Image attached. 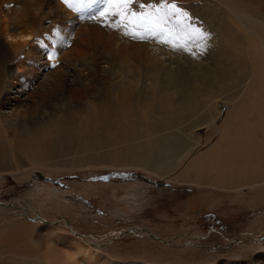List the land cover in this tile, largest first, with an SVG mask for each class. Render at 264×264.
I'll return each mask as SVG.
<instances>
[{
	"label": "bare ground",
	"instance_id": "bare-ground-1",
	"mask_svg": "<svg viewBox=\"0 0 264 264\" xmlns=\"http://www.w3.org/2000/svg\"><path fill=\"white\" fill-rule=\"evenodd\" d=\"M176 2L212 34L203 54L89 20L103 0L83 13L61 0H0V175L141 169L219 190L248 188L264 201V0ZM222 101L229 119L210 143ZM195 121L208 127L206 144ZM72 232L20 221L0 230V253L33 264H144Z\"/></svg>",
	"mask_w": 264,
	"mask_h": 264
},
{
	"label": "rangeland",
	"instance_id": "rangeland-1",
	"mask_svg": "<svg viewBox=\"0 0 264 264\" xmlns=\"http://www.w3.org/2000/svg\"><path fill=\"white\" fill-rule=\"evenodd\" d=\"M22 58L11 65L16 68ZM223 103L216 106L210 143L220 138L229 119L231 106ZM197 123L190 126L206 144L208 127L196 129ZM81 184L91 187L80 190L76 185ZM194 184L141 169L58 175L34 169L28 180L1 174L0 230L20 221L50 224L73 231L95 249L144 264H263L264 201L252 200L248 188ZM0 264L33 263L22 255L0 253Z\"/></svg>",
	"mask_w": 264,
	"mask_h": 264
},
{
	"label": "snow or ice",
	"instance_id": "snow-or-ice-1",
	"mask_svg": "<svg viewBox=\"0 0 264 264\" xmlns=\"http://www.w3.org/2000/svg\"><path fill=\"white\" fill-rule=\"evenodd\" d=\"M67 8L77 13L95 4L97 0H61ZM104 7L89 20H103L106 28L119 31L123 36L136 41H153L170 47L173 51L196 57L209 47L212 34L198 18L181 7L176 0H103ZM112 21L108 23L107 21ZM194 49L198 50L194 51ZM57 58L55 51L48 60ZM56 67L55 64L52 65Z\"/></svg>",
	"mask_w": 264,
	"mask_h": 264
}]
</instances>
